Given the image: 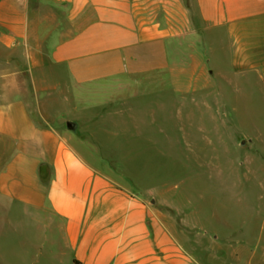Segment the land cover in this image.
<instances>
[{
	"label": "crops",
	"instance_id": "crops-1",
	"mask_svg": "<svg viewBox=\"0 0 264 264\" xmlns=\"http://www.w3.org/2000/svg\"><path fill=\"white\" fill-rule=\"evenodd\" d=\"M197 41L208 53L183 56ZM160 73L187 74V89L212 78L218 105L264 97V0H0V242L21 250L13 264H198L144 196L78 150L79 122L121 136L100 123L114 113L80 115L51 93Z\"/></svg>",
	"mask_w": 264,
	"mask_h": 264
},
{
	"label": "rangeland",
	"instance_id": "rangeland-1",
	"mask_svg": "<svg viewBox=\"0 0 264 264\" xmlns=\"http://www.w3.org/2000/svg\"><path fill=\"white\" fill-rule=\"evenodd\" d=\"M180 23L175 20V28ZM185 48V57L208 53L199 41ZM179 80L188 83L189 77L139 76L126 79L123 88L108 86L112 81L75 87L66 80L51 93L78 99L80 115L100 109L120 113L100 122L110 132L120 129L119 137L86 136L87 125L79 122L78 150L148 202L154 200L196 263L264 264V97L256 92L248 104L218 105L212 78L207 86L194 82L193 89L180 88ZM121 92L126 94L121 104L110 101ZM68 109L62 106L64 113ZM231 135L248 136L251 143L233 146ZM18 259L20 249L0 242V264Z\"/></svg>",
	"mask_w": 264,
	"mask_h": 264
},
{
	"label": "water",
	"instance_id": "water-1",
	"mask_svg": "<svg viewBox=\"0 0 264 264\" xmlns=\"http://www.w3.org/2000/svg\"><path fill=\"white\" fill-rule=\"evenodd\" d=\"M65 127L68 131H71V132H76L77 130V124L75 122H72V121H67L65 123ZM150 204L151 205H154L155 204V201L154 200H151L150 201Z\"/></svg>",
	"mask_w": 264,
	"mask_h": 264
},
{
	"label": "trees",
	"instance_id": "trees-1",
	"mask_svg": "<svg viewBox=\"0 0 264 264\" xmlns=\"http://www.w3.org/2000/svg\"><path fill=\"white\" fill-rule=\"evenodd\" d=\"M74 264H77V263H74Z\"/></svg>",
	"mask_w": 264,
	"mask_h": 264
}]
</instances>
